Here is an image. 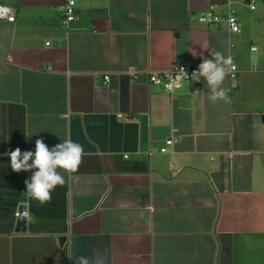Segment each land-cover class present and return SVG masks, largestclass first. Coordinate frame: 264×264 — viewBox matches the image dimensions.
<instances>
[{
    "label": "crops",
    "instance_id": "1",
    "mask_svg": "<svg viewBox=\"0 0 264 264\" xmlns=\"http://www.w3.org/2000/svg\"><path fill=\"white\" fill-rule=\"evenodd\" d=\"M251 1L81 0L65 27L60 0H0L15 13L0 21V187L22 192L32 174L11 170L17 147L84 149L51 203L20 196L25 233L0 196V264H245L264 252V0ZM211 9L231 11L240 32L199 24ZM211 50L236 68L227 103L205 82L172 96L149 84Z\"/></svg>",
    "mask_w": 264,
    "mask_h": 264
},
{
    "label": "clouds",
    "instance_id": "2",
    "mask_svg": "<svg viewBox=\"0 0 264 264\" xmlns=\"http://www.w3.org/2000/svg\"><path fill=\"white\" fill-rule=\"evenodd\" d=\"M194 55V54H193ZM195 56V55H194ZM211 58H205L198 68L186 77L192 82H205L209 95L208 99L215 103L218 100L228 102L230 89L222 87L228 73L235 67L231 56L225 57L223 53L210 51ZM185 71V70H184ZM4 155L10 158L11 170L15 173L31 172L29 179L25 180V190L21 197L36 201L41 206L51 203L52 193L58 187L66 183V177L72 176L79 169L84 156L83 146L71 139L49 148L43 139L35 141V151H21L19 147L6 152ZM30 216L27 209L21 219ZM71 264H92V260L86 256L68 255Z\"/></svg>",
    "mask_w": 264,
    "mask_h": 264
},
{
    "label": "built area",
    "instance_id": "3",
    "mask_svg": "<svg viewBox=\"0 0 264 264\" xmlns=\"http://www.w3.org/2000/svg\"><path fill=\"white\" fill-rule=\"evenodd\" d=\"M60 13L61 21L63 26H68L70 23L74 22L77 19V8L81 0H60ZM248 7L250 10L254 9V2H249ZM0 21H5L8 23H14L15 13L14 10L6 5L0 4ZM196 21L199 24L204 25L206 28H214L220 23H224L227 26L229 32L233 34H238L240 32V27L237 18L232 14L231 11L225 10L222 12H217L214 10H207L205 12L198 13ZM49 45V43H46ZM197 69V68H196ZM189 65H177L173 66L171 69L159 72V73H150L148 75L149 84L156 86L162 89L164 92L169 95H173L176 91L180 90L183 86V83L193 85L195 87L199 86L203 81L196 83L192 82L186 77L185 72L190 77L191 73L196 70ZM185 70V71H184ZM236 68L229 72L231 77H234ZM105 81H108V77H104ZM175 143L173 137L168 138L165 141L164 147H162L159 152L166 153L167 147H172ZM150 155V153H148ZM126 158V156H124ZM15 217H18V214L15 213Z\"/></svg>",
    "mask_w": 264,
    "mask_h": 264
},
{
    "label": "water",
    "instance_id": "4",
    "mask_svg": "<svg viewBox=\"0 0 264 264\" xmlns=\"http://www.w3.org/2000/svg\"><path fill=\"white\" fill-rule=\"evenodd\" d=\"M262 121H264V116H262ZM1 190H3V194L0 196H4L5 198H12L13 202H10L9 206L11 209L13 224H12V231L15 233H25L26 231V223H27V217L24 219H21L22 214L24 213V210L27 209L26 203L23 202V200L20 199V190H17L16 192L11 190L12 192H7L10 190V188H7L6 186H1ZM15 213L18 214V217H15ZM64 238L60 239V243H63Z\"/></svg>",
    "mask_w": 264,
    "mask_h": 264
},
{
    "label": "rangeland",
    "instance_id": "5",
    "mask_svg": "<svg viewBox=\"0 0 264 264\" xmlns=\"http://www.w3.org/2000/svg\"><path fill=\"white\" fill-rule=\"evenodd\" d=\"M253 1L256 4H259L261 2L260 0H253ZM250 47H254L256 50H258V48H257L255 43L251 44L249 42H247L246 49H244V50H247L248 53H249ZM247 57L253 63L252 66H254L255 69L258 70L259 69L258 68L259 65H257L256 61L253 60L252 55L251 56L247 55ZM250 66H251V64H250ZM185 84H187V83H183V85H185ZM263 253L264 252L262 250H259V252L258 251L257 252H253L252 251L251 255H249L248 253L241 254L239 259H241V262H245V264H260L261 261H263V263H264V255H263Z\"/></svg>",
    "mask_w": 264,
    "mask_h": 264
},
{
    "label": "trees",
    "instance_id": "6",
    "mask_svg": "<svg viewBox=\"0 0 264 264\" xmlns=\"http://www.w3.org/2000/svg\"><path fill=\"white\" fill-rule=\"evenodd\" d=\"M196 66H197L196 63H194V62L191 63V67H192V68H196Z\"/></svg>",
    "mask_w": 264,
    "mask_h": 264
}]
</instances>
